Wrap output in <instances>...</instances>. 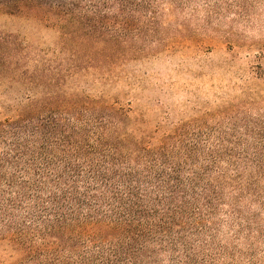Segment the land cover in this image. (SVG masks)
Masks as SVG:
<instances>
[{"label": "rangeland", "instance_id": "1", "mask_svg": "<svg viewBox=\"0 0 264 264\" xmlns=\"http://www.w3.org/2000/svg\"><path fill=\"white\" fill-rule=\"evenodd\" d=\"M92 1L78 4L82 25L98 23L125 59L115 76L83 68L68 79L92 105L73 103L80 109L62 124L86 123L110 141L123 134L132 166L125 151L150 141L141 154L158 159L191 213L188 245L178 241L161 264H264V0ZM23 21L0 16V40L27 35L57 56L60 35ZM7 249L0 264H26Z\"/></svg>", "mask_w": 264, "mask_h": 264}, {"label": "trees", "instance_id": "2", "mask_svg": "<svg viewBox=\"0 0 264 264\" xmlns=\"http://www.w3.org/2000/svg\"><path fill=\"white\" fill-rule=\"evenodd\" d=\"M80 2L0 0V16L60 35L53 58L27 35L0 40V72L9 70L0 73V247L26 264H161L178 241L188 245L191 213L183 189L164 185L158 159L141 154L150 141L125 151L132 166L123 134L110 141L86 123L61 122L80 109L73 103L92 105L69 91L70 77L83 68L115 76L125 59L98 23L82 25Z\"/></svg>", "mask_w": 264, "mask_h": 264}]
</instances>
